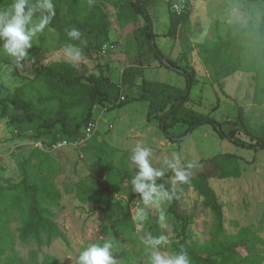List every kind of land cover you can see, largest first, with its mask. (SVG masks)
<instances>
[{"label": "rangeland", "instance_id": "374dc122", "mask_svg": "<svg viewBox=\"0 0 264 264\" xmlns=\"http://www.w3.org/2000/svg\"><path fill=\"white\" fill-rule=\"evenodd\" d=\"M169 2H172V7L174 3H178L184 5L186 11H190V23L182 30L192 41L191 46L182 44L179 38L167 35L170 26ZM100 3L111 20L110 41L101 50H90L88 45L76 47L82 55L79 60L73 61L67 55L69 46L60 47L62 40L58 31L46 27L43 31L46 36L45 53L41 58L43 64L69 61L76 63L86 75L103 73L113 81H120L123 69L137 53L134 28L120 25L116 10L109 0H101ZM147 7L159 48L170 58L182 65L192 66L197 72L199 83L192 88L187 106L202 113H211L215 119L225 121L226 132L241 128L238 123V107L241 106L253 136H264V103L254 102L256 71H235L222 78L221 90L213 80L212 67L203 63L198 48L204 41L223 43L231 24L264 28V0H152ZM144 24V19L140 18L138 26ZM34 40L38 44L42 43L38 36ZM262 58L258 50L252 55L247 53L244 61L246 68L247 64L258 63ZM39 67V64L31 63L19 64L17 67L2 64L0 77L4 83L3 95L13 96L16 88L21 85H27L30 90L29 84ZM143 79L171 84L177 88L174 96L181 95L186 88V77L183 74L152 59V64L145 69L144 74L136 78V84L123 89V95L131 99L142 96ZM147 108L148 102L142 100L114 109H110V104L96 107L95 132L99 133V141L105 140L116 149L113 158H103L95 150H83L84 143L51 149V134L37 138L35 131L29 129L23 135H18L17 129L8 125L6 119L0 121V184H5L9 178L13 181L22 178L20 165L36 147L49 150L63 166L62 173L56 179L63 197L59 206L52 207L63 234L51 245H43L41 248L34 242L24 244L18 241L16 249L23 257L29 258L30 252L35 251L39 259L48 254L64 264H76L80 253L91 244L111 241L113 248L110 251L115 264H148L149 254L145 251L144 240L148 239L149 234L152 237L164 236L166 242L158 250L172 253L171 245L184 237L181 221L168 212L172 198L160 206L167 218L163 227L158 222L159 211L151 208L147 209L146 223L137 225L129 236L123 237L120 234V240H116L114 235L105 231L106 227L127 211H131L133 215L136 206H143L139 201L140 193H133L131 185L132 175L139 170L131 159L137 144L151 150L150 160L153 166L163 170L164 175L172 170L163 161L174 156L179 157L178 166L183 168L189 163H197L219 153L238 154L241 177L210 179L211 186L223 204L225 232L235 234L240 227H248L264 237V149L238 147L230 139H222L211 123L200 125L180 143H174L162 132L159 120L147 121ZM186 128V124L179 123L170 132L174 136H181ZM237 136L256 143V139L243 131H239ZM111 165L116 169H110ZM202 169L204 166L199 164L191 167L188 173L193 174ZM109 178L114 183L121 184L114 194L111 206L98 207L93 202L84 203L77 197L78 183L93 184L96 180L107 182ZM166 184L170 193L171 189L179 186V182L174 179V172L166 178ZM178 198L180 210L193 216L188 220V242L203 243L214 229L212 212L204 208L203 198L191 187L180 193ZM233 220H237L239 226L234 225ZM155 224L158 226V234L155 232ZM258 250V257L264 264V246H258ZM241 252L242 256L247 254L244 249Z\"/></svg>", "mask_w": 264, "mask_h": 264}, {"label": "trees", "instance_id": "16d2710c", "mask_svg": "<svg viewBox=\"0 0 264 264\" xmlns=\"http://www.w3.org/2000/svg\"><path fill=\"white\" fill-rule=\"evenodd\" d=\"M101 0H53L56 14L47 27L58 31L61 37L60 47L88 45L90 50H101L110 41L111 20L103 9ZM117 13L122 27L132 26L136 37V55L131 58L121 74L120 81L115 82L103 73L86 75L73 62L64 61L45 65L42 56L45 53L44 32L37 34L41 40H36L30 48L28 57L20 64L40 65L30 90L27 85L16 88L13 96H4V83L0 77V121L6 119L8 125L17 129L18 135L33 129L37 138L51 134L52 146L57 140L77 141L85 136V128L94 121L96 107L110 104V109L122 107L135 100L148 102L147 121L159 120V125L165 136L174 143H180L184 137L197 127L211 123L222 139H230L236 146L243 148L264 149V136H253L247 126L243 107H238V119L241 128L229 132L224 130L225 121L202 113L187 106L191 90L199 83L197 72L192 66L182 65L167 56L156 43L153 20L147 4L152 0H109ZM9 0H0L5 5ZM35 3V0H29ZM168 3L170 26L167 35L181 40L182 44L191 46L192 41L182 30L190 23V11L177 13ZM140 18L144 25L138 26ZM73 28L81 33L80 39L73 40L67 32ZM154 40V41H153ZM199 55L206 66L212 67L213 80L223 90L221 79L235 71H256L255 103H264V28L241 27L231 24L227 30V38L223 43L204 41L198 45ZM262 55L258 63L245 64L247 53ZM150 55H152L150 57ZM158 60L162 66L180 72L186 77V88L179 96H174L176 87L169 83L143 79L141 89L143 95L138 98H126L123 89L134 86L136 78L144 74L145 69ZM2 64L17 67L15 60L0 51V69ZM124 97L122 99L121 97ZM217 109V108H216ZM187 125L181 136H174L170 129L177 124ZM245 132L256 139V143L239 138L237 133ZM99 133L84 142L83 150H95L104 157L113 158L116 149L105 140H98ZM204 166L196 173H188L187 183H180L176 189H171L172 203L168 212L172 213L182 223L184 237L173 243L172 253L184 251L190 264H262L258 257V246H264V237L248 227H240L235 234L225 232V214L223 204L219 201L216 191L210 184V179L239 178L242 175L240 156L236 153H219L213 157L193 163V166ZM116 169L111 165L110 169ZM22 178L19 181L7 179L0 184V264H64L52 255L45 254L39 259L35 251L29 258L23 257L16 249L17 242L28 244L34 242L39 248L49 246L62 236V230L56 221V212L52 207L59 206L63 197L57 185V177L62 173L63 166L46 148L36 147L20 165ZM173 171L167 172L157 180L158 184H166V178ZM121 184H116L109 178L107 182L96 180L93 184L78 183L77 197L84 203L93 202L98 207H109L115 192ZM193 188L203 198L204 208L209 209L214 217V229L203 243L188 242L186 231L188 220L193 216L180 210L178 195ZM146 223V221L144 222ZM14 224H17L14 226ZM233 224L239 226L237 220ZM137 224L132 220L131 211H127L105 231L120 240L119 235L129 236ZM158 234V226L155 224ZM117 249V248H116ZM247 251L242 256L241 250ZM147 254L148 250H145ZM116 252V250H115Z\"/></svg>", "mask_w": 264, "mask_h": 264}, {"label": "clouds", "instance_id": "9594fccd", "mask_svg": "<svg viewBox=\"0 0 264 264\" xmlns=\"http://www.w3.org/2000/svg\"><path fill=\"white\" fill-rule=\"evenodd\" d=\"M55 14L53 0H35V3H30L29 0H9L7 4L0 5V51L14 58L19 65L28 57V50L33 47L34 38L45 30ZM67 35L73 40H78L81 33L73 28ZM67 55L76 61L80 59L82 53L75 46H69ZM150 156L149 148L137 144L131 157L136 169H139L131 177L132 192L140 193L139 201L143 205L133 209L132 220L138 226L142 225L148 220L147 209L155 208L159 211L158 222L163 227L167 218L160 206L172 197L162 183H157V178H162L164 171L153 166ZM163 163L174 172L176 182H188L187 168L193 167L192 163L182 169L178 166L180 164L178 156L165 159ZM165 242L166 238L162 235L152 237L149 234L148 239L144 240L145 248L149 252L148 264H190L189 257L184 251L178 253L159 251V246ZM112 248L111 241L91 244L80 253L76 264H115L110 251Z\"/></svg>", "mask_w": 264, "mask_h": 264}, {"label": "built area", "instance_id": "2783aa9c", "mask_svg": "<svg viewBox=\"0 0 264 264\" xmlns=\"http://www.w3.org/2000/svg\"><path fill=\"white\" fill-rule=\"evenodd\" d=\"M172 9L174 11H176L177 13H182L185 10L184 5H180L178 3H174ZM122 99H124V97H121ZM95 127L96 124L94 121L90 122L88 124V126L85 128V136L77 141H69L66 139H60L57 140L52 146L51 149H58V148H62L71 144H79V143H84L87 139H89L90 137H92L95 134Z\"/></svg>", "mask_w": 264, "mask_h": 264}, {"label": "crops", "instance_id": "0c3cea01", "mask_svg": "<svg viewBox=\"0 0 264 264\" xmlns=\"http://www.w3.org/2000/svg\"><path fill=\"white\" fill-rule=\"evenodd\" d=\"M168 11H169V9H168ZM178 46H179V44H177ZM160 49H161V47H160ZM165 52V51H164ZM115 82H118V81H115ZM98 122V121H97Z\"/></svg>", "mask_w": 264, "mask_h": 264}, {"label": "water", "instance_id": "95a60500", "mask_svg": "<svg viewBox=\"0 0 264 264\" xmlns=\"http://www.w3.org/2000/svg\"><path fill=\"white\" fill-rule=\"evenodd\" d=\"M154 41V40H153Z\"/></svg>", "mask_w": 264, "mask_h": 264}]
</instances>
